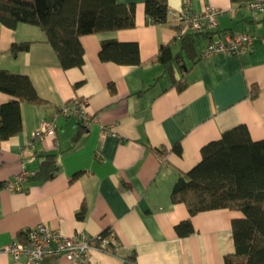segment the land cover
<instances>
[{
  "label": "crops",
  "instance_id": "obj_1",
  "mask_svg": "<svg viewBox=\"0 0 264 264\" xmlns=\"http://www.w3.org/2000/svg\"><path fill=\"white\" fill-rule=\"evenodd\" d=\"M118 1L135 4V26L82 35V67L63 68L38 25L0 21V69L28 75L46 101L21 103L22 131L0 142V183L37 171L45 153H54L59 166L46 180L0 188V264H25L5 247L39 223L69 235L112 230L115 250L91 249L87 264H225L226 255L235 253L232 222L243 212L228 206L191 213L186 201L172 199V189L181 171L200 161L203 145L225 130L245 124L253 139L264 138V11L232 0H168L171 22L154 24L146 0ZM207 6L221 10V36L248 31L253 42L236 54L217 53L196 63L185 58L190 69L179 90L167 77L157 79L164 72L159 48L170 42L177 53L180 33L172 24H179V12L187 7L200 13ZM107 40L136 42L141 64L102 60L99 51ZM23 41L30 42L28 49L9 50ZM254 85L259 91L251 96ZM12 98L0 90V104ZM77 98L87 101L95 119L84 124L59 116L54 133L27 145L41 120ZM107 127L112 131L104 134ZM154 147L167 148V155ZM185 219L194 230L180 235L176 225ZM43 262L81 264L64 255Z\"/></svg>",
  "mask_w": 264,
  "mask_h": 264
},
{
  "label": "trees",
  "instance_id": "obj_2",
  "mask_svg": "<svg viewBox=\"0 0 264 264\" xmlns=\"http://www.w3.org/2000/svg\"><path fill=\"white\" fill-rule=\"evenodd\" d=\"M249 1L232 0L242 5ZM169 11L168 0L145 1L150 23H170ZM135 17V4L118 0H0V21L9 27L21 22L41 27L63 68L83 66L82 35L134 27ZM172 25L180 33L181 48L174 53L170 42L160 45L157 59L163 64L164 72L157 79L165 76L181 90L187 85L185 75L190 69L185 58L196 63L201 59L202 48L215 40L217 34L223 35L219 29L182 33L180 24ZM29 45V41L13 42L9 50L16 54L28 49ZM99 56L102 60L121 64H141L142 61L136 42L107 40ZM0 90L13 96L0 104L1 142L22 131V102L43 104L46 101L28 75L4 68L0 69ZM258 91L254 85L251 96H256ZM173 148L181 152L179 144ZM154 149L159 156L167 155L165 147ZM58 169L55 154L45 153L39 169L29 179L46 180ZM172 199L186 201L191 213L228 206L239 208L243 215L234 217L232 222L235 253L226 255L225 264H264V138L253 139L245 124L233 126L220 138L203 145L200 161L191 169L181 171L175 181ZM84 215L83 206L79 217ZM176 230L180 235H187L194 228L191 220L185 219L176 225ZM109 231L101 232L102 236ZM26 234L27 231L22 230L18 237L25 239ZM115 247L110 243L106 250L114 251Z\"/></svg>",
  "mask_w": 264,
  "mask_h": 264
},
{
  "label": "built area",
  "instance_id": "obj_3",
  "mask_svg": "<svg viewBox=\"0 0 264 264\" xmlns=\"http://www.w3.org/2000/svg\"><path fill=\"white\" fill-rule=\"evenodd\" d=\"M247 6L254 11H264V0H251ZM221 10L213 6H207L202 12H192L184 7L178 14V22L183 31H206L217 29L219 25L218 16ZM254 34L241 31L233 34H225L216 38L200 52V58L206 59L217 53L236 54L251 46ZM59 116H75L84 124L95 119L87 109V101L72 99L65 102L50 118L41 120L40 126L31 134L27 145L33 146L38 140H43L47 134H52L56 129ZM107 127L103 133L111 132ZM33 171H22L12 178L0 183V188L10 189L22 188V182L29 179ZM25 239L18 236L9 243L5 249L9 251L16 260L25 264H42L48 255H64L71 262L87 264L88 254L91 249L100 248L106 250L110 243L116 242L115 234L110 230L105 236L102 234L89 235L78 233L69 235L60 229L49 228L43 223L31 226L27 229Z\"/></svg>",
  "mask_w": 264,
  "mask_h": 264
}]
</instances>
